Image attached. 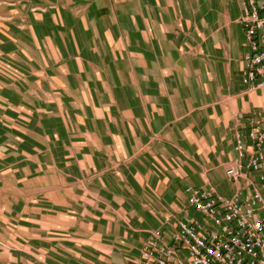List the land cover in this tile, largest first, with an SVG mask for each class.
Returning a JSON list of instances; mask_svg holds the SVG:
<instances>
[{
    "label": "crops",
    "instance_id": "obj_1",
    "mask_svg": "<svg viewBox=\"0 0 264 264\" xmlns=\"http://www.w3.org/2000/svg\"><path fill=\"white\" fill-rule=\"evenodd\" d=\"M241 0H0V264H138L187 187L229 196ZM239 115H243L240 119Z\"/></svg>",
    "mask_w": 264,
    "mask_h": 264
},
{
    "label": "built area",
    "instance_id": "obj_2",
    "mask_svg": "<svg viewBox=\"0 0 264 264\" xmlns=\"http://www.w3.org/2000/svg\"><path fill=\"white\" fill-rule=\"evenodd\" d=\"M241 7L242 83L254 91L264 87V0H241ZM247 124L225 169L232 194L187 187L183 218L153 232L138 264H264V115Z\"/></svg>",
    "mask_w": 264,
    "mask_h": 264
}]
</instances>
